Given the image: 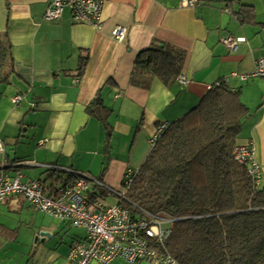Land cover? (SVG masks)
Wrapping results in <instances>:
<instances>
[{"label": "crops", "instance_id": "1", "mask_svg": "<svg viewBox=\"0 0 264 264\" xmlns=\"http://www.w3.org/2000/svg\"><path fill=\"white\" fill-rule=\"evenodd\" d=\"M183 1L105 0L101 26L93 28L74 23L67 8L60 19L45 20L51 0H0V32L11 44L14 66L0 85V171L50 185L54 171L62 174L51 165L118 190L126 168L143 162L158 127L183 116L224 80L248 108L236 144H253L264 183V79L236 75L252 72L254 60L264 58V0ZM242 5L250 15L241 13ZM116 25L127 29L120 42L111 34ZM229 35L244 38L234 52L222 43ZM153 42L185 51L181 75L187 84L164 83L135 66L137 54ZM17 94L23 99L13 104ZM97 97L103 107L91 108ZM84 235L21 195L0 203V264H65L69 248ZM110 264L128 263L116 258Z\"/></svg>", "mask_w": 264, "mask_h": 264}, {"label": "trees", "instance_id": "2", "mask_svg": "<svg viewBox=\"0 0 264 264\" xmlns=\"http://www.w3.org/2000/svg\"><path fill=\"white\" fill-rule=\"evenodd\" d=\"M240 10L244 16L251 13L245 5ZM184 59L183 49L153 42L134 64L168 83L181 74ZM87 62V54L80 57L79 76ZM13 73L11 44L0 32V85ZM218 82L192 109L167 123L136 169L122 204L133 214L142 208L175 219L165 248L178 264H264V183L261 177L255 186L232 154L249 111L239 90ZM95 105L103 107L98 97L91 108ZM55 173L49 192L70 179ZM103 191L93 195L102 197Z\"/></svg>", "mask_w": 264, "mask_h": 264}, {"label": "built area", "instance_id": "3", "mask_svg": "<svg viewBox=\"0 0 264 264\" xmlns=\"http://www.w3.org/2000/svg\"><path fill=\"white\" fill-rule=\"evenodd\" d=\"M105 0H51L45 9V20H58L64 10H70L74 23L86 24L100 28L102 9ZM197 0H184V5H195ZM127 29L116 25L112 37L116 41L125 38ZM244 38L231 35L222 39L227 50L236 51ZM240 80L248 77L264 79V58L254 60V69L248 74H236ZM176 81L187 84L186 78L179 74ZM217 81L215 84H218ZM23 99L21 94L12 97L13 104ZM264 107V95L262 97ZM35 107V104H31ZM167 123H162L149 140L152 146ZM0 142V152H3ZM232 154L234 159L247 167V172L255 186L261 184L260 164L254 159L253 144L235 145ZM52 170L61 171L70 179L65 184L56 186V191L49 192V185L42 179L23 182L21 174L9 176L0 171V203L12 195H21L27 203L37 211L53 218L68 221L72 226L84 229L85 235L74 243L65 257V264H110L120 258L128 264H137L143 260L151 264H178L165 248V241L170 236L175 219L162 212L154 213L137 208L133 214L123 202L125 194L132 183L136 168L128 166L124 172L121 188L114 190L107 187L95 177L81 174L75 170L49 165ZM105 188L118 198L112 205L104 203L99 196H94L96 188ZM50 193V194H49Z\"/></svg>", "mask_w": 264, "mask_h": 264}, {"label": "rangeland", "instance_id": "4", "mask_svg": "<svg viewBox=\"0 0 264 264\" xmlns=\"http://www.w3.org/2000/svg\"><path fill=\"white\" fill-rule=\"evenodd\" d=\"M105 192H106V201H105V204L112 205V204H115V203L118 202L117 196H115L114 194H111L108 191H105ZM138 264H151V263L148 262V261H146V260H143V261L139 262Z\"/></svg>", "mask_w": 264, "mask_h": 264}]
</instances>
